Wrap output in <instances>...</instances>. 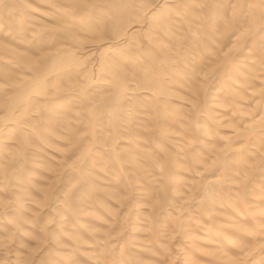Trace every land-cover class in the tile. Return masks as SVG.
<instances>
[{"label": "rangeland", "instance_id": "rangeland-1", "mask_svg": "<svg viewBox=\"0 0 264 264\" xmlns=\"http://www.w3.org/2000/svg\"><path fill=\"white\" fill-rule=\"evenodd\" d=\"M0 264H264V0H0Z\"/></svg>", "mask_w": 264, "mask_h": 264}]
</instances>
